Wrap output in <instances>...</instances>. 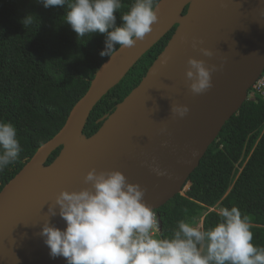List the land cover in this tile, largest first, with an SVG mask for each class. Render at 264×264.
Masks as SVG:
<instances>
[{"label": "water", "instance_id": "95a60500", "mask_svg": "<svg viewBox=\"0 0 264 264\" xmlns=\"http://www.w3.org/2000/svg\"><path fill=\"white\" fill-rule=\"evenodd\" d=\"M157 15L144 40L119 48L100 68L62 131L1 192L0 264H66L63 257L50 258L39 233L56 196L90 187L84 177L92 169L120 171L146 189L144 201L155 212L184 195L210 147L248 101L264 74V0H162ZM173 31L141 84L101 120L94 136L85 137L95 107ZM193 41L202 44L194 48ZM201 47L213 55L204 56ZM190 58L222 65L212 73V87L200 95L191 93L185 77ZM171 105H186L189 112L179 118ZM153 167L166 175L157 176ZM56 211L50 223L63 230Z\"/></svg>", "mask_w": 264, "mask_h": 264}, {"label": "trees", "instance_id": "16d2710c", "mask_svg": "<svg viewBox=\"0 0 264 264\" xmlns=\"http://www.w3.org/2000/svg\"><path fill=\"white\" fill-rule=\"evenodd\" d=\"M133 2L122 0L117 26L119 16ZM68 10L67 5L46 9L37 0H0V121L16 127L22 149L17 160L0 171V194L39 149L62 131L110 59L100 55L102 34L78 38L65 22ZM29 14L35 16L34 22L24 28L21 21ZM174 32L151 49L95 107L85 137L94 136L103 126L101 120L112 115L141 84ZM61 151L52 155L48 165ZM190 183V190L158 211L161 237H169L180 220L202 223L205 229L214 227L221 207L236 206L250 219L253 245L264 247V100H248L226 124Z\"/></svg>", "mask_w": 264, "mask_h": 264}, {"label": "clouds", "instance_id": "9594fccd", "mask_svg": "<svg viewBox=\"0 0 264 264\" xmlns=\"http://www.w3.org/2000/svg\"><path fill=\"white\" fill-rule=\"evenodd\" d=\"M44 8L68 7L65 22L79 37L95 33L104 36L101 56L111 59L120 48L134 47L138 40L153 31L158 23L157 0H134L119 16L122 0H37ZM27 15L24 28L34 22ZM202 41H193V47ZM206 57L213 53L199 48ZM185 73L193 95L212 87V73L221 70L208 66L204 60L190 58ZM186 105H171V113L184 118ZM165 131L164 129L161 130ZM21 145L17 129L11 122L0 121V171L14 163ZM157 176L166 175L158 167L151 169ZM84 183L90 187L79 191H61L55 204L48 209V219L39 235L49 248L52 259L63 257L66 264H264V247L252 243L250 219L236 206L221 207L214 227L180 220L167 238H158L155 210L145 203L146 189L129 183L120 171H88ZM58 215L66 227L50 223Z\"/></svg>", "mask_w": 264, "mask_h": 264}, {"label": "built area", "instance_id": "2783aa9c", "mask_svg": "<svg viewBox=\"0 0 264 264\" xmlns=\"http://www.w3.org/2000/svg\"><path fill=\"white\" fill-rule=\"evenodd\" d=\"M258 99L264 100V74L260 77V79L253 85L249 92L248 100L257 101ZM159 227L154 231V235L158 238L161 237L162 234V220L160 214L156 212Z\"/></svg>", "mask_w": 264, "mask_h": 264}, {"label": "rangeland", "instance_id": "374dc122", "mask_svg": "<svg viewBox=\"0 0 264 264\" xmlns=\"http://www.w3.org/2000/svg\"><path fill=\"white\" fill-rule=\"evenodd\" d=\"M203 222V221H202ZM200 226H202V223L199 224Z\"/></svg>", "mask_w": 264, "mask_h": 264}]
</instances>
